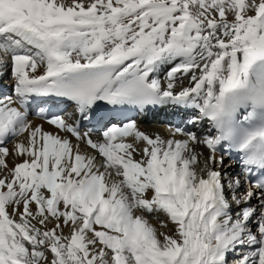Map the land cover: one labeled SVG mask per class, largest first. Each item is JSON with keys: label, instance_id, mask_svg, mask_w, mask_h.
<instances>
[{"label": "snow or ice", "instance_id": "snow-or-ice-1", "mask_svg": "<svg viewBox=\"0 0 264 264\" xmlns=\"http://www.w3.org/2000/svg\"><path fill=\"white\" fill-rule=\"evenodd\" d=\"M0 264H264V0H0Z\"/></svg>", "mask_w": 264, "mask_h": 264}, {"label": "bare ground", "instance_id": "bare-ground-1", "mask_svg": "<svg viewBox=\"0 0 264 264\" xmlns=\"http://www.w3.org/2000/svg\"><path fill=\"white\" fill-rule=\"evenodd\" d=\"M10 81H8L6 83V87L10 85ZM159 113H156L152 116H144L143 118H139L137 119V123L140 127V129L142 131H145L147 133H156V132H160L163 133L165 135V138H168V134L165 132V128L167 125V123H161V121L159 120L161 116H165V115H170L169 112H165L162 113L160 116H158ZM177 117L179 118L180 122L184 119V114H178ZM151 118V120H150ZM35 123H41L42 121H40L39 119L33 118ZM45 128L47 130H51L50 126L45 124ZM98 135V134H97ZM97 136H94L93 139H96ZM75 142V141H74ZM9 147H11V145H9ZM90 151V150H89ZM9 163L11 164L12 162L9 161ZM225 165L226 167L223 169L224 172L231 174V175H235L236 173H238L240 171V168L238 165H236L235 163H233L231 161V159L226 155L225 156ZM229 199H231L230 195H229ZM150 222L158 229V231H167L168 234H172V232L174 231V225H172L171 223L167 224V228H162L160 222L161 221H168V218L163 215V214H158L157 218H153V217H149Z\"/></svg>", "mask_w": 264, "mask_h": 264}]
</instances>
